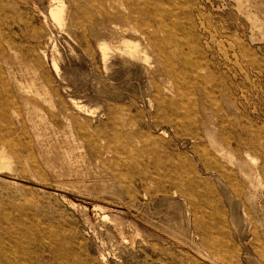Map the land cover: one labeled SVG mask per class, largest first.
<instances>
[{
	"label": "rangeland",
	"instance_id": "1",
	"mask_svg": "<svg viewBox=\"0 0 264 264\" xmlns=\"http://www.w3.org/2000/svg\"><path fill=\"white\" fill-rule=\"evenodd\" d=\"M55 1L0 0V264H264V0Z\"/></svg>",
	"mask_w": 264,
	"mask_h": 264
},
{
	"label": "bare ground",
	"instance_id": "2",
	"mask_svg": "<svg viewBox=\"0 0 264 264\" xmlns=\"http://www.w3.org/2000/svg\"><path fill=\"white\" fill-rule=\"evenodd\" d=\"M132 1V0H131ZM50 2V1H49ZM55 2H57V0L55 1ZM61 1H59V3H60ZM127 2H128V0H127ZM134 2V1H133ZM143 2V1H142ZM63 3V2H62ZM113 3V2H112ZM109 4V3H108ZM53 5V4H52ZM113 5V4H112ZM35 6V5H34ZM49 6V5H48ZM64 6L65 5H63V4H57L56 6H51L50 7V12H51V15L50 16H52V18L55 20V21H57V22H62V24H63V17L65 18V14H64ZM126 7V6H125ZM141 7V6H140ZM143 7V6H142ZM35 8V7H34ZM152 8H153V6H152ZM109 9V8H108ZM141 9V8H140ZM157 9V8H156ZM36 10V9H35ZM110 12H111V9L109 10ZM116 11V10H115ZM128 11V10H127ZM141 11V10H140ZM142 11L143 12H141V14H138V16L136 17V21H140V23H141V21H145V20H148V22L149 21H151L152 22V20H155V11L156 10H154L153 12H150V10L149 11H147V15H149L150 17H151V19H148L147 18V16H146V10H144L143 8H142ZM114 12V11H113ZM117 13V12H116ZM136 13V12H135ZM125 14V13H124ZM131 14H132V12H131ZM133 14H134V12H133ZM127 16V15H126ZM124 17V16H123ZM51 18V19H52ZM123 19V18H122ZM121 19V20H122ZM53 20V21H54ZM14 21H15V19H14ZM154 22H157L158 23V27H157V30L158 29H160L161 27H163L164 26V22L162 21V20H160V21H154ZM61 24V25H62ZM101 24H102V22H101ZM100 24V25H101ZM126 24V23H125ZM153 24V23H152ZM60 25V24H59ZM128 25V24H127ZM114 26V25H113ZM130 26V25H129ZM114 27H116V25L114 26ZM134 27V26H133ZM130 28V27H129ZM123 44H124V52L125 53H128V52H131L132 51V49H133V45H132V43L129 41V40H126V41H124L123 42ZM55 48V47H54ZM98 49H100V54H102V56H103V60H107L108 59V51L110 50V46L108 45V44H106V43H101L100 45H99V47H98ZM45 56V55H44ZM53 63V66H54V68H55V70H56V68H57V66H56V63L53 61L52 62ZM59 72V71H58ZM1 151V150H0ZM2 152V151H1ZM0 152V169L1 168H3V167H5L6 165H5V157H4V155H3V153H1ZM9 160V159H8Z\"/></svg>",
	"mask_w": 264,
	"mask_h": 264
}]
</instances>
